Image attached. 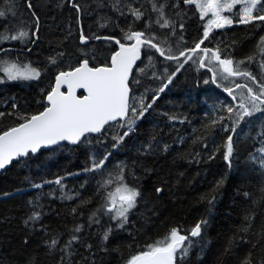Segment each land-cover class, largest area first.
Returning a JSON list of instances; mask_svg holds the SVG:
<instances>
[{
  "label": "trees",
  "instance_id": "trees-1",
  "mask_svg": "<svg viewBox=\"0 0 264 264\" xmlns=\"http://www.w3.org/2000/svg\"><path fill=\"white\" fill-rule=\"evenodd\" d=\"M30 3L31 8L28 0H0V12L5 13L0 17V32H29L25 42L0 43V59L31 63L41 73L36 80L0 83V113L4 114L0 133L21 123L19 115L43 111L59 72L74 69L84 59L92 67L108 66L117 50L114 39L133 42L123 38L129 29L154 37L153 43L166 54L168 49L176 55L184 51L192 59L177 71L176 60L142 45V60L129 81L130 97H135L138 110L141 100L152 107L122 142L113 139L127 131L126 126L120 127L125 121H118L101 134L87 135L78 145L63 144L19 159L0 174V264H128L171 228L187 235L201 220H207V225L202 226L201 236L191 237L188 255L178 257L177 264H243L249 253L251 264H264V167L260 163L264 111L239 119L240 97L247 95V89L236 84L256 85L244 77L221 79L224 74L217 63L218 78L213 83L212 73L200 67L197 56L205 63L207 58L189 51L194 41L203 38L206 18L201 19L197 8L183 0ZM153 3L165 5L168 27L156 23ZM259 8L254 14H259ZM133 9L143 16L137 18ZM238 11L237 5L230 17ZM81 32L88 38L85 45ZM261 37L264 22L245 25L234 19L231 26L212 30L201 48L219 47L221 58H231L234 65L255 56L240 67L264 80L260 68L264 57L257 49ZM50 57H56L55 64ZM0 79H6L2 72ZM226 87L234 90L235 100ZM228 107L234 111L229 113ZM229 136L234 148L230 164L224 158ZM105 156L101 169L85 171ZM117 165L124 167V183L140 193L123 227L103 207L121 186ZM58 179L60 184L55 183ZM34 213L40 214L39 220L29 219ZM73 235L78 239L66 247ZM53 239L58 241L55 247H51Z\"/></svg>",
  "mask_w": 264,
  "mask_h": 264
},
{
  "label": "snow or ice",
  "instance_id": "snow-or-ice-1",
  "mask_svg": "<svg viewBox=\"0 0 264 264\" xmlns=\"http://www.w3.org/2000/svg\"><path fill=\"white\" fill-rule=\"evenodd\" d=\"M185 4L194 5L200 11L201 19L212 15V19L208 20L204 25L203 38L194 41V46L189 49L192 53H203L205 59L197 56L200 67H207L208 71L212 73L211 80L213 83L217 82L218 69H222L220 78L227 80L229 77H244L256 85L253 88L249 84H236V88H246L247 95H241L239 108L243 110L242 114L237 112V117L243 119L244 116L252 115L256 111H264L261 105H264V80H260L250 71L242 70L240 65L245 64L246 61L251 63L256 59L255 56H249L245 60L234 61L227 56L221 58V49L217 47L215 50L208 47L201 48L205 40L209 39L210 32L213 27L225 28L231 26L234 22L240 24H252L255 21L264 22V0H183ZM242 4V10L233 13L232 17L222 15L224 10H232L236 4ZM259 8V14H254ZM28 7L32 5L28 0ZM74 8L78 9V5L73 4ZM164 4L153 3V11L158 13L156 23L161 27H168L170 21L165 18ZM137 18L143 16L139 9L132 10ZM35 15V13H33ZM5 13L0 12V17H4ZM35 29L39 30V19L34 21ZM183 25L181 24V28ZM35 35V32L33 33ZM29 32L20 30L17 35H8L6 32H0V43L5 40H20L27 41ZM100 39V37H94ZM127 41H134L132 44L121 43V40L116 39L115 43L119 45V51H116L111 56L110 66L92 67L89 65L88 59H84L79 63L78 67L70 71H61L55 77V86L46 95L47 106L43 111L30 116L19 115L18 119L22 122L18 126L11 127L0 134V169L5 168L14 159L27 156L29 152L35 153L41 146L56 145L61 141H69L73 144L81 142V138H86L88 133H99L109 124L110 121L124 120L125 123L120 127H127V131L123 135L113 137L117 144L122 142L126 136L132 132L136 120L144 115L152 104L146 106L143 100L140 101L139 110L136 107L135 97H130L129 77L133 72V65L141 56V46L147 45L150 48L156 49L161 56L167 60H176L178 62L177 71L184 66L188 60L192 59L191 55L180 51L178 55L174 54L171 49L165 50L153 43L152 36H146L144 32L134 31L129 29L124 37ZM81 42L87 41V37L81 32ZM103 39L111 40L112 37H103ZM258 53L264 57V37L260 38V43L257 45ZM0 51H3L0 49ZM211 54V55H209ZM62 55V54H61ZM180 57H185L184 62H180ZM213 61L217 64H213ZM49 62L56 63V57H50ZM260 68L264 72V59L260 62ZM141 71H143L141 69ZM0 72H2L6 79H0V83L16 80L38 79L41 75L40 71L33 67L31 63H25L17 59L12 61L9 59H0ZM172 73L168 77V83L172 82ZM208 83V80L204 81ZM62 86H66V92L61 91ZM167 87L165 84L160 88V92ZM77 89H85L87 95L82 98L76 95ZM232 99L237 97L233 95V89L226 87ZM155 102V98H153ZM248 105L251 107L249 108ZM227 111L232 113L234 109L228 107ZM0 113V116H3ZM220 119H223L222 117ZM234 131V129H233ZM234 151L232 137L229 136L226 143V154L224 156L226 161L231 163L230 157ZM264 152V147L260 149ZM108 159L105 156L102 160L93 161L92 168L85 169V171L99 170ZM261 167H264V159L261 160ZM118 168L117 180L121 182V186L116 189L119 194H111L103 207L107 208L108 213H114L112 219L118 220L119 226L123 227L128 221V213L131 209L136 207L137 197L140 193L133 187H129L124 183V167L121 165ZM55 183L60 184L61 180H56ZM222 183V182H221ZM40 187V185H36ZM157 192L161 189L157 188ZM71 198V197H69ZM214 199V198H213ZM75 211V209L73 210ZM40 214L34 213L29 217L30 220H39ZM207 220L199 221L193 228L188 230L187 235H181V230L178 228H171L169 232L162 238L153 241L145 246V250L139 254L134 255L128 261V264H177V258L181 260L186 257L192 247L191 237H199L202 233V226L207 225ZM80 231L79 228L75 229ZM104 234V240L108 239L109 232ZM78 238L73 235L68 241L66 247H70L72 242ZM187 241V243H185ZM58 241L53 239L51 247H55ZM243 264H251V254L245 257Z\"/></svg>",
  "mask_w": 264,
  "mask_h": 264
},
{
  "label": "water",
  "instance_id": "water-1",
  "mask_svg": "<svg viewBox=\"0 0 264 264\" xmlns=\"http://www.w3.org/2000/svg\"><path fill=\"white\" fill-rule=\"evenodd\" d=\"M115 40H116V39H114V42H115ZM87 42H88V40H87L86 42H84V43L81 42V44H82V45H85ZM132 43H134V42H132ZM132 43H131V44H132ZM129 45H130V44H129ZM116 51H119V45H118V44H117V50H116ZM141 60H142V52H141L140 59L137 60L136 63L133 65V72H134V70L137 68V66H138V64L141 62ZM110 64H111V60H110V63H109L108 66H110ZM77 67H78V66H77ZM98 67H104V66H98ZM133 72H132V73H133ZM131 75H132V74H131ZM131 75H130V77H129V81H130ZM54 86H55V81H54L53 87H54ZM61 91H65V92H66V86H62ZM76 95H77L78 97L82 98L83 96L87 95V91H86L85 89H77V90H76ZM129 95H130V93H129ZM45 102H46V104L48 103L47 100H46V98H45ZM118 121H124V120H118ZM118 121H110L109 124L105 125L104 128H106L108 125L113 124V123H116V122H118ZM17 126H18V125H17ZM104 128H103V129L101 130V132H99V133H88V134H86V136H87V135H98V134H101L102 131L104 130ZM2 133H3V132H2ZM2 133H0V134H2ZM82 140H83V138H81V141H82ZM79 143H81V142H78V143L73 144V143H71V142H69V141H61V142H59V143L56 144V145L41 146V147H40L35 153L29 152L28 155H36V154L40 153L41 151L48 150V149H52V148H55V147L61 146V145H63V144L70 145V146H75V145H78ZM28 155H27V156H28ZM27 156H22V157H19V158L14 159V160H13L9 165H7L5 168L0 169V174L3 173L4 171L8 170V169L12 166V164H14L15 162H17L19 159H24V158H26Z\"/></svg>",
  "mask_w": 264,
  "mask_h": 264
},
{
  "label": "rangeland",
  "instance_id": "rangeland-1",
  "mask_svg": "<svg viewBox=\"0 0 264 264\" xmlns=\"http://www.w3.org/2000/svg\"><path fill=\"white\" fill-rule=\"evenodd\" d=\"M228 2L229 3H231V0H228ZM239 6V11H241L242 10V4H240V3H238V4H236L235 6ZM234 6V7H235ZM233 7V8H234ZM198 10V12H199V14H200V11H199V9H197ZM233 11V9L232 10H224L223 12H222V15H225V16H229L230 17V13ZM204 18H206V20H207V22H208V20H210V19H212V15H211V13H209L208 14V16H206V17H204ZM207 24V23H206ZM227 27V26H226ZM215 29H219V28H215V27H213V29L212 30H215ZM207 62H208V60H207ZM207 62H206V64H207ZM25 63H27V62H25ZM213 64H216L214 61H213ZM22 80V79H21ZM29 80H36V79H29ZM25 81H27V80H25ZM112 194H116L117 196L119 195L117 192H116V190L112 193ZM132 210V209H131ZM130 210V211H131ZM129 211V212H130ZM112 215H114V213H112Z\"/></svg>",
  "mask_w": 264,
  "mask_h": 264
},
{
  "label": "bare ground",
  "instance_id": "bare-ground-1",
  "mask_svg": "<svg viewBox=\"0 0 264 264\" xmlns=\"http://www.w3.org/2000/svg\"><path fill=\"white\" fill-rule=\"evenodd\" d=\"M210 55V54H209ZM237 81V80H236Z\"/></svg>",
  "mask_w": 264,
  "mask_h": 264
}]
</instances>
